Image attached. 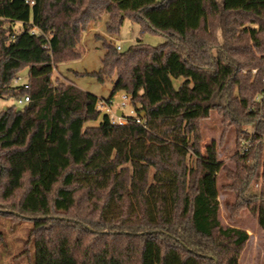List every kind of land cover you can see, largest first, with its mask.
<instances>
[{
  "label": "trees",
  "instance_id": "1",
  "mask_svg": "<svg viewBox=\"0 0 264 264\" xmlns=\"http://www.w3.org/2000/svg\"><path fill=\"white\" fill-rule=\"evenodd\" d=\"M105 17L111 37L129 18L166 39L125 52L105 41L102 68L81 74L116 77L105 102L127 94L142 124L90 126L99 98L52 79ZM263 69L264 0H0V99L15 101L0 110V206L34 221V264H241L250 236L223 224L219 175L230 218L248 210L264 231ZM24 70L29 88L12 86ZM214 111L237 134L235 170L216 143L202 150Z\"/></svg>",
  "mask_w": 264,
  "mask_h": 264
},
{
  "label": "rangeland",
  "instance_id": "2",
  "mask_svg": "<svg viewBox=\"0 0 264 264\" xmlns=\"http://www.w3.org/2000/svg\"><path fill=\"white\" fill-rule=\"evenodd\" d=\"M105 17L102 22L92 24L83 36L82 44L78 51L82 53L81 57L76 60L60 63L53 73L54 82H66L74 84L83 91L89 92L99 100H108L113 95V89L116 77L108 80L105 84L99 83L96 78L81 75L86 72H98L102 68V59L106 54L103 42H112L116 47H120L122 52L127 51L131 46L135 45L138 40L152 47L163 44L166 39L160 33H152L142 29L139 24L133 23L129 18L125 19L120 32L117 36L111 37L105 32ZM22 26L16 27V33L22 31ZM183 79L174 80L175 87H179ZM28 83V71L24 70L19 73L13 81L12 86L18 87ZM125 93H117L113 98L109 108L111 114H115L120 110L124 112L125 118L136 119V113L131 102H127V106L123 107V97ZM14 98L7 97L0 99V110H6L13 106ZM102 116L97 122L89 124L90 126H98L106 113V107L100 109ZM115 117V116H114ZM116 118V117H115ZM253 127H248L252 129ZM202 131V150L205 147L216 143L218 158L224 163L225 167L235 170L236 165L233 156L237 152V134L234 128L226 127L223 124V117L219 111L211 113L210 117L201 122ZM231 182L226 177V172L219 175L220 203H221V220L224 225H232L245 229L250 240L247 244L245 252L241 257V264H264V231L260 228L256 217L248 210L242 211L235 219L230 218L228 205L235 202V195L226 187ZM259 193V187L252 184L248 194L254 195ZM35 223L29 219H22L18 216L3 212L0 206V264H34L35 249L32 243L31 233Z\"/></svg>",
  "mask_w": 264,
  "mask_h": 264
},
{
  "label": "built area",
  "instance_id": "3",
  "mask_svg": "<svg viewBox=\"0 0 264 264\" xmlns=\"http://www.w3.org/2000/svg\"><path fill=\"white\" fill-rule=\"evenodd\" d=\"M117 49L119 51H121V48L120 47H117ZM258 72H259L258 69L252 70V74L253 75L258 74ZM262 77H263V82H264V69H263V72H262ZM22 86L25 89H28L29 88V86H28L27 83L23 84ZM123 100H124V103H123L122 106L123 107H126L127 106V102H131V97L128 96V95H125L123 97ZM30 101H31L30 96L26 95V96L20 98L19 100H17L16 103H17L18 106L21 107V106L29 103ZM256 101L258 103H260V106H261L260 119H263L264 118V113H263V110H264V90L256 97ZM105 107L107 108V107H109V105L104 100H100L98 102V108L101 109V108H105ZM133 113H135V112L133 111ZM113 116H115V115H113ZM111 119H112L113 122L118 123L120 125L121 124H124L125 121H126V119L124 118V116H123V118L111 117ZM136 123L142 124L141 119L138 116L136 117ZM254 131H255V129H253V130H246V132L248 133V139L244 138L241 141V152H242V154H245L250 149L251 144H252V139H253V136H254Z\"/></svg>",
  "mask_w": 264,
  "mask_h": 264
},
{
  "label": "crops",
  "instance_id": "4",
  "mask_svg": "<svg viewBox=\"0 0 264 264\" xmlns=\"http://www.w3.org/2000/svg\"><path fill=\"white\" fill-rule=\"evenodd\" d=\"M106 113L110 115V117H114L113 114H111V109L109 107L106 108ZM115 117L118 118H123V116L125 115L124 112L118 110L115 112Z\"/></svg>",
  "mask_w": 264,
  "mask_h": 264
},
{
  "label": "water",
  "instance_id": "5",
  "mask_svg": "<svg viewBox=\"0 0 264 264\" xmlns=\"http://www.w3.org/2000/svg\"><path fill=\"white\" fill-rule=\"evenodd\" d=\"M18 111H20V109H18ZM141 116H144V114H142Z\"/></svg>",
  "mask_w": 264,
  "mask_h": 264
}]
</instances>
